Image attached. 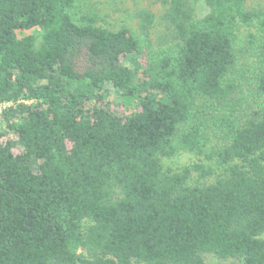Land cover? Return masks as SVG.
I'll use <instances>...</instances> for the list:
<instances>
[{"label": "trees", "instance_id": "16d2710c", "mask_svg": "<svg viewBox=\"0 0 264 264\" xmlns=\"http://www.w3.org/2000/svg\"><path fill=\"white\" fill-rule=\"evenodd\" d=\"M85 1L0 0V264H264V10L160 0L174 43L155 48L150 11L136 35Z\"/></svg>", "mask_w": 264, "mask_h": 264}, {"label": "rangeland", "instance_id": "374dc122", "mask_svg": "<svg viewBox=\"0 0 264 264\" xmlns=\"http://www.w3.org/2000/svg\"><path fill=\"white\" fill-rule=\"evenodd\" d=\"M81 10H94L101 17V23L110 29H116L120 25H126L132 33L140 35L139 18L137 12L141 9L150 11L153 15V25L149 29L147 40L151 47H165L172 45L174 42L171 38L169 29L166 22L162 18V14L165 10V6L160 0H86ZM186 6L189 8L194 17H201L207 12V7L202 0H186ZM245 6L248 8H257L264 10V0H245ZM249 31H254V27H247L240 25L236 31V62L235 68L242 74V77H238V81L241 79L240 91H236V98L240 100L238 107L244 112L248 113L253 108H256L260 103V98L254 94V71L253 66L254 57L250 54H246L242 50V46L245 44V36ZM144 52L141 54H134V58L142 60ZM246 69V70H245ZM245 70V71H244ZM243 71V72H242ZM112 95L109 94V97ZM116 104L119 105V102ZM125 104L129 105L127 99ZM115 107V106H114ZM3 105L0 106V114ZM202 162H205L203 158ZM197 161V157L191 152H180L170 158H164L162 160L164 167H169L174 170H178L186 165H189ZM213 166V165H212ZM198 179L196 174H192L190 183H195ZM211 178L205 179L209 182ZM201 182L204 179H200ZM203 259L205 264H240L239 260L234 258L221 259L213 254L204 253Z\"/></svg>", "mask_w": 264, "mask_h": 264}, {"label": "built area", "instance_id": "2783aa9c", "mask_svg": "<svg viewBox=\"0 0 264 264\" xmlns=\"http://www.w3.org/2000/svg\"><path fill=\"white\" fill-rule=\"evenodd\" d=\"M0 106H1V104H0ZM4 106V105H3Z\"/></svg>", "mask_w": 264, "mask_h": 264}]
</instances>
